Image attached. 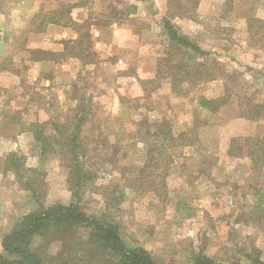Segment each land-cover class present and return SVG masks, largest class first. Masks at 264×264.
Instances as JSON below:
<instances>
[{
    "label": "rangeland",
    "instance_id": "rangeland-1",
    "mask_svg": "<svg viewBox=\"0 0 264 264\" xmlns=\"http://www.w3.org/2000/svg\"><path fill=\"white\" fill-rule=\"evenodd\" d=\"M166 22L204 53L170 41ZM81 112L96 176L73 189L30 129L56 139ZM10 153L45 174V208L103 216L156 264L264 262V0H0V252L40 208L5 172Z\"/></svg>",
    "mask_w": 264,
    "mask_h": 264
},
{
    "label": "trees",
    "instance_id": "trees-1",
    "mask_svg": "<svg viewBox=\"0 0 264 264\" xmlns=\"http://www.w3.org/2000/svg\"><path fill=\"white\" fill-rule=\"evenodd\" d=\"M165 29L170 41L176 45L193 49L197 53H204L189 39L179 35L169 22L165 23ZM75 120L74 127L69 133L66 128H60L54 124L53 127L58 136L56 139L53 135H48L46 123H37L30 129L40 145L42 156L59 154L71 167L72 182L75 183L73 189L80 184H87L96 176L92 170L84 171L83 168L86 161L82 159L88 155V149L83 145L82 127L86 121L84 113L81 112L80 116L76 115ZM164 133L169 134V130L156 132L155 138L160 139ZM157 150H160L157 145L150 146L142 174L146 167L156 161L154 156ZM26 160L24 155L10 153L6 157L4 170L15 176L19 186L31 194V198L40 208L36 212L25 215L13 230L3 237L0 264H156L147 250L141 247L130 248L120 236L117 225L103 216H88L75 205L45 208L43 205L45 174L40 169L29 167ZM77 227H83L89 231L88 239L75 238L74 233H77ZM37 237L45 239V244L39 248L33 246ZM56 241L69 245L71 250V253L61 262L43 251L44 247ZM108 253H112L113 257H109ZM195 264L221 263L198 259ZM254 264H264V262L257 260Z\"/></svg>",
    "mask_w": 264,
    "mask_h": 264
},
{
    "label": "crops",
    "instance_id": "crops-1",
    "mask_svg": "<svg viewBox=\"0 0 264 264\" xmlns=\"http://www.w3.org/2000/svg\"><path fill=\"white\" fill-rule=\"evenodd\" d=\"M8 124H9V122H8Z\"/></svg>",
    "mask_w": 264,
    "mask_h": 264
}]
</instances>
